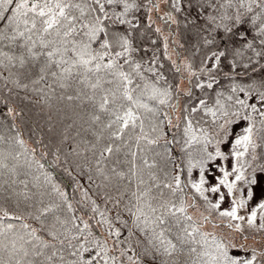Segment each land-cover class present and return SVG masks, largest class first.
Listing matches in <instances>:
<instances>
[{
  "label": "snow or ice",
  "instance_id": "obj_1",
  "mask_svg": "<svg viewBox=\"0 0 264 264\" xmlns=\"http://www.w3.org/2000/svg\"><path fill=\"white\" fill-rule=\"evenodd\" d=\"M0 93V264H264V0H0ZM13 97L74 105L79 207Z\"/></svg>",
  "mask_w": 264,
  "mask_h": 264
},
{
  "label": "trees",
  "instance_id": "obj_2",
  "mask_svg": "<svg viewBox=\"0 0 264 264\" xmlns=\"http://www.w3.org/2000/svg\"><path fill=\"white\" fill-rule=\"evenodd\" d=\"M175 28V26H173ZM183 30L181 29V32ZM167 32V29H165ZM180 42H183L182 36L178 35L176 37ZM151 40H158L157 47H160L162 50V39H158V34L154 32H149L143 40L144 44L150 46ZM181 52L184 50L181 49ZM184 55H189V53H184ZM166 69L168 65H165ZM166 74L167 71H166ZM196 94L199 95V90H196ZM23 95V94H21ZM6 96L5 93H0V99H3ZM35 99V97L33 98ZM11 106L15 107L18 111L23 108L24 112L22 114V118L18 117L16 119V123L21 126V132L23 138L25 139L27 146L29 148H36V159L40 160L42 164H44L45 169L51 173H53L56 182H58L61 187L67 191L70 199L75 206L76 201L80 198L79 190L76 188V183L79 181L84 187H90L87 181V173L84 169H77L76 165L79 163V158L67 155L72 146V141H66L63 144L60 143L62 139L61 133L63 132L65 126L67 124L72 123L71 119H63L65 113L71 116L74 105H68L67 102L56 103L55 107L51 109V111L47 108L41 110V107L38 105L28 104L27 101L21 103L17 100V98L13 97L10 101ZM57 109H61L62 111L57 114ZM6 112V108L2 103H0V132H4L5 134H13L8 132L9 126L12 124V120L10 117H6L4 114ZM52 115V127L53 131H49V122L48 116ZM76 129H72L70 135H74ZM40 140L41 143L37 144L36 141ZM57 148L60 149L59 160H56ZM43 154V155H42ZM121 159H124L121 154ZM55 161V162H54ZM67 169V171H66ZM81 171H84V175H81ZM20 175L16 179H25L24 173H29L28 179H31V174L35 173V167L29 169L26 166H21L19 168ZM70 173V174H69ZM10 180V177L7 173H5L2 177H0V183H4L5 181ZM7 187V185H5ZM22 186L17 184L15 188L17 191L20 190ZM7 194V193H6ZM99 202V201H98ZM11 209V202H8V205ZM81 213L78 211L77 215ZM87 218V217H86ZM29 223H33L34 226L38 227L34 221H28ZM219 232L220 230L217 229ZM260 239V237H257Z\"/></svg>",
  "mask_w": 264,
  "mask_h": 264
},
{
  "label": "rangeland",
  "instance_id": "obj_3",
  "mask_svg": "<svg viewBox=\"0 0 264 264\" xmlns=\"http://www.w3.org/2000/svg\"><path fill=\"white\" fill-rule=\"evenodd\" d=\"M157 25H158V26H163L161 21H157ZM170 51H171V48H170ZM173 58H175V55L173 56ZM182 86H186V82H185V84L182 85ZM201 210H202V209H201ZM190 211H192V210H190ZM193 214H198V213H195V212L193 211ZM204 230H206V231H217V229H214V228H213L212 224H207V225H205V226H204ZM217 232H218V231H217ZM248 243H254V241H253L252 239H249Z\"/></svg>",
  "mask_w": 264,
  "mask_h": 264
}]
</instances>
